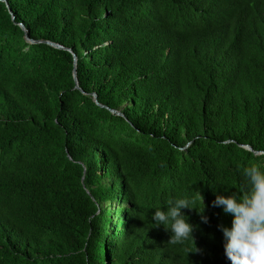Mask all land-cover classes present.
Returning a JSON list of instances; mask_svg holds the SVG:
<instances>
[{
  "label": "trees",
  "instance_id": "trees-1",
  "mask_svg": "<svg viewBox=\"0 0 264 264\" xmlns=\"http://www.w3.org/2000/svg\"><path fill=\"white\" fill-rule=\"evenodd\" d=\"M252 165L264 0L0 1V264H230L211 202ZM199 191L170 244L152 213Z\"/></svg>",
  "mask_w": 264,
  "mask_h": 264
},
{
  "label": "clouds",
  "instance_id": "clouds-1",
  "mask_svg": "<svg viewBox=\"0 0 264 264\" xmlns=\"http://www.w3.org/2000/svg\"><path fill=\"white\" fill-rule=\"evenodd\" d=\"M242 175L248 191L239 194L218 193L211 202L223 213L231 215V226L219 224L224 237V253L230 264H264V169L257 165L245 167ZM200 206H195L196 200ZM165 208L157 207L152 213L153 227L163 226L170 232V244H184L193 241L194 225L184 209H195L203 223L209 222L205 214L203 197L198 192L196 198L180 197L166 201ZM195 245V251H196Z\"/></svg>",
  "mask_w": 264,
  "mask_h": 264
},
{
  "label": "water",
  "instance_id": "water-1",
  "mask_svg": "<svg viewBox=\"0 0 264 264\" xmlns=\"http://www.w3.org/2000/svg\"><path fill=\"white\" fill-rule=\"evenodd\" d=\"M0 1H3V0H0ZM20 26H21L22 30L25 32V29L23 28V26H22L21 24H20ZM25 40H26L27 42H29V43H33V41H31V40L28 38V36H27L26 33H25ZM46 43L49 44L50 46L54 47V48L61 49V50H66V51H68V52H71L70 49L63 48V47L60 46V45H57V44H54V43H50V42H46ZM73 57H74L73 79H74V82H75V88H76V89H79V87H78V83H77V78H76V58H75V55H73ZM92 97H93L94 102H95L96 104H98V103H97V100H96V95H95V94H92ZM112 112L115 113L116 115H121V113H119V112H115V111H112ZM244 148H245L246 150L251 151V148H250L249 146H244Z\"/></svg>",
  "mask_w": 264,
  "mask_h": 264
},
{
  "label": "rangeland",
  "instance_id": "rangeland-1",
  "mask_svg": "<svg viewBox=\"0 0 264 264\" xmlns=\"http://www.w3.org/2000/svg\"><path fill=\"white\" fill-rule=\"evenodd\" d=\"M116 208H125V206L123 204H118L115 206Z\"/></svg>",
  "mask_w": 264,
  "mask_h": 264
}]
</instances>
